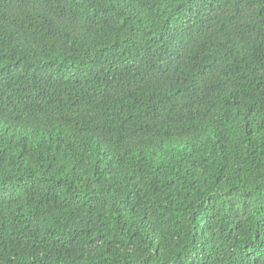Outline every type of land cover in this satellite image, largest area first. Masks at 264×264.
Instances as JSON below:
<instances>
[{"label":"trees","instance_id":"trees-1","mask_svg":"<svg viewBox=\"0 0 264 264\" xmlns=\"http://www.w3.org/2000/svg\"><path fill=\"white\" fill-rule=\"evenodd\" d=\"M0 264H264V0H0Z\"/></svg>","mask_w":264,"mask_h":264}]
</instances>
